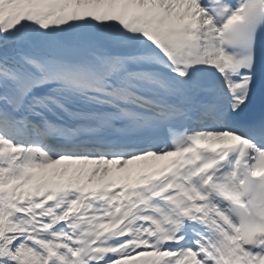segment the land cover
I'll return each mask as SVG.
<instances>
[{"label":"snow or ice","instance_id":"snow-or-ice-1","mask_svg":"<svg viewBox=\"0 0 264 264\" xmlns=\"http://www.w3.org/2000/svg\"><path fill=\"white\" fill-rule=\"evenodd\" d=\"M0 264H264V0H0Z\"/></svg>","mask_w":264,"mask_h":264}]
</instances>
